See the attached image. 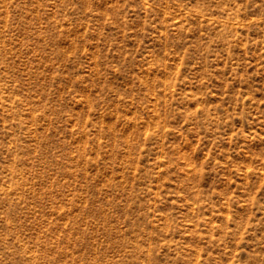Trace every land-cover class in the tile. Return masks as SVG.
Masks as SVG:
<instances>
[{
	"label": "rangeland",
	"instance_id": "rangeland-1",
	"mask_svg": "<svg viewBox=\"0 0 264 264\" xmlns=\"http://www.w3.org/2000/svg\"><path fill=\"white\" fill-rule=\"evenodd\" d=\"M0 264H264V0H0Z\"/></svg>",
	"mask_w": 264,
	"mask_h": 264
}]
</instances>
